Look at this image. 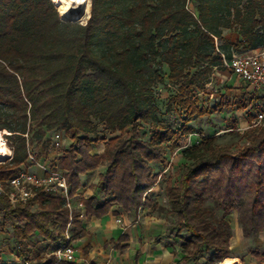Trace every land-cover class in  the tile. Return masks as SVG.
Here are the masks:
<instances>
[{
    "label": "trees",
    "instance_id": "obj_1",
    "mask_svg": "<svg viewBox=\"0 0 264 264\" xmlns=\"http://www.w3.org/2000/svg\"><path fill=\"white\" fill-rule=\"evenodd\" d=\"M91 3L89 19L80 23L63 20L55 0H0V131L7 132L14 151L9 162L0 163V182L28 159L37 122V138L62 129L72 139L60 165L73 197L81 175L107 161L99 184L108 199L94 212L106 213L118 204L137 215L143 206L154 205L150 191L162 177L155 166L166 161L168 148H178L184 136L198 132L188 122L207 112L190 94L204 91L215 66L226 68L223 54L231 58L235 51L264 47V0ZM225 30L236 31L238 39H226ZM167 79L179 85L173 101L187 106L179 130L160 117L155 92ZM251 92L256 114L264 102ZM97 122L112 137L99 136ZM145 127L151 129L149 139L141 134ZM254 127L238 150L218 146V136L203 133L200 142L183 150L192 164L178 185L171 180L166 185L177 235L189 234L182 243L183 262L219 264L231 255L226 216L235 209L241 211L246 235L264 229V127ZM101 142L104 152L92 154ZM206 199L223 209L217 226ZM0 213L12 225L17 246L25 244L18 248L22 256L28 255L25 242L36 232L62 241L70 215L63 198L41 190L24 204L0 192Z\"/></svg>",
    "mask_w": 264,
    "mask_h": 264
},
{
    "label": "rangeland",
    "instance_id": "obj_2",
    "mask_svg": "<svg viewBox=\"0 0 264 264\" xmlns=\"http://www.w3.org/2000/svg\"><path fill=\"white\" fill-rule=\"evenodd\" d=\"M91 4L90 0L89 9L83 17L79 18V20L74 19L70 21L86 23L91 15ZM224 37L236 41L238 39V34L234 30H225ZM167 71L168 69L165 67L166 74L168 73ZM246 85H244V82H242L232 70L221 66H215L204 91L200 93L194 91L190 94L193 96L194 100L196 99L197 106L200 109L204 108L207 112L204 115L196 113L193 119L188 122V125L194 127L198 132L184 136L178 148H168L166 161L163 164L155 166L156 171L162 174L160 179L161 188L158 190L161 198L168 197L166 193L167 182L171 180L173 184L178 185L181 174L188 165L192 164V160H188L184 157L183 150L200 142L201 133L208 136H218L217 145L232 150H238L249 140L252 129L255 128L252 124L255 119L256 109L253 107L255 99L253 98L252 92H250L251 87ZM178 89V84L170 83L167 79L165 84L157 86L155 92L157 102L160 106L161 119L175 130L181 129L185 123L184 119L187 116V106L173 101V97L178 92ZM257 96L259 98L261 97L260 99L264 102V90L259 91ZM244 105H246V107H243ZM97 126L99 136L112 137L104 124L97 122ZM40 127L41 126L37 122L33 123L32 133L34 137L31 138V149L37 152L43 150L44 156L40 157H44L45 159H50L52 153H56V155L60 157V155L65 152L66 147H69V143H71L72 139L62 129L49 132L48 136L43 139L37 138V134L35 133ZM256 127L261 128L264 127V125H258ZM55 131L59 134L57 139L61 142V146H54V137H56V135L50 140L51 135H53V133L55 134ZM6 133V131H0L3 142L11 150V154L7 158L0 157V159H2L0 163L9 162L13 157L14 151L5 138ZM142 133H145V139H149L151 136V129L145 127L141 130V134ZM204 205L214 210L215 219H213V225L217 226V219L223 216L222 207L214 199L204 200ZM170 207H172V205ZM37 208V204H33V209L35 210ZM169 209L170 208L167 206L160 205L161 212L169 214ZM240 215V209H235L226 216V220L230 223L232 229L230 254H239L241 264H264V229L256 235H246ZM172 216L173 218H177L174 214H172ZM183 235V240L185 237H189L186 231L183 232ZM30 242L35 246L34 257L42 264H45L47 256L41 253L45 250H50L53 244H47L46 241L42 242L39 237H34ZM30 242L25 243L29 244ZM23 245L25 246V244H22V246ZM37 248H40V250L38 251ZM19 252L20 250H18L17 242L13 236V227L4 220L0 213V263H8L12 258L20 256L21 254ZM253 253H258V255H254ZM12 254L15 256H12ZM8 255H10V257H8ZM190 263L193 264V261L191 260ZM221 263L222 261L219 264ZM237 263H239V260L235 264Z\"/></svg>",
    "mask_w": 264,
    "mask_h": 264
},
{
    "label": "crops",
    "instance_id": "obj_3",
    "mask_svg": "<svg viewBox=\"0 0 264 264\" xmlns=\"http://www.w3.org/2000/svg\"><path fill=\"white\" fill-rule=\"evenodd\" d=\"M251 91L253 90L250 89ZM105 147V143L101 142L93 147L92 154H102ZM43 153V150L39 152V158L45 164L50 162L60 164L61 158L65 155L64 152L58 157L59 155L52 153L50 159H45L40 157L44 156ZM107 165V161H102L97 169L81 175V186L74 196V201L82 199L85 204L84 215L81 216L82 211L77 208L75 212L77 222L70 228L77 261L87 260L93 264H178L185 255L181 249L183 239L177 235L178 218H173L169 212L171 209L169 197L159 196L160 181L150 191L154 205L143 206L137 215L126 212L118 204H114L109 212L100 214L94 212L108 199L99 184L100 175L106 171ZM34 169L43 174L38 166ZM89 198L94 199L93 203L87 202ZM160 205L170 208L169 214L161 212ZM37 237L41 238L42 242H44L43 238L47 239L40 233H37ZM62 241L47 242V244H53L54 248L51 247L50 250H45L41 254L46 256L47 252L55 249ZM37 250L39 251L40 248ZM12 256L15 255L12 254ZM227 257L237 259L239 260L237 264H241L239 254ZM19 258V256L12 260L8 258L9 262L3 264H19L21 263ZM190 261H182L181 264H191ZM37 264L42 263L37 260Z\"/></svg>",
    "mask_w": 264,
    "mask_h": 264
},
{
    "label": "built area",
    "instance_id": "obj_4",
    "mask_svg": "<svg viewBox=\"0 0 264 264\" xmlns=\"http://www.w3.org/2000/svg\"><path fill=\"white\" fill-rule=\"evenodd\" d=\"M223 59L224 66L232 70L253 91L264 90V47L246 52L235 51L231 58H227L223 54ZM258 125H264V108L255 114L252 126ZM58 137L59 134L54 137V146H61ZM37 166L41 168L43 174L34 169ZM66 175L67 171L60 166L59 162L42 163L39 152L34 151L30 146L28 159L19 167L18 172L6 183L0 182V192H6L14 204L29 202L34 199L38 190L54 197L63 198L70 211L68 226L64 234L65 238L55 249L46 253L47 260L45 263H48V259L53 258L48 264H93L87 260L77 261L76 248L72 243L70 228L76 216V209H81V216L84 215L85 204L82 199L74 201V197L70 194ZM33 204H37V200H34ZM32 236L37 237V233ZM32 236L26 242L33 240L34 237ZM43 241L53 243L54 240L43 238ZM17 248H22V246L19 245ZM26 248L28 255L19 256L20 262L37 264V259L34 257V244L30 242L27 245L26 243Z\"/></svg>",
    "mask_w": 264,
    "mask_h": 264
},
{
    "label": "bare ground",
    "instance_id": "obj_5",
    "mask_svg": "<svg viewBox=\"0 0 264 264\" xmlns=\"http://www.w3.org/2000/svg\"><path fill=\"white\" fill-rule=\"evenodd\" d=\"M59 13L64 19H78L83 17L90 6V0H56ZM11 154V150L3 142L0 134V157L5 158ZM238 260L232 257L225 258L221 264H235Z\"/></svg>",
    "mask_w": 264,
    "mask_h": 264
},
{
    "label": "water",
    "instance_id": "obj_6",
    "mask_svg": "<svg viewBox=\"0 0 264 264\" xmlns=\"http://www.w3.org/2000/svg\"><path fill=\"white\" fill-rule=\"evenodd\" d=\"M86 14V13H85ZM84 14V15H85ZM63 20H65V21H70V20H74V19H64V18H62Z\"/></svg>",
    "mask_w": 264,
    "mask_h": 264
}]
</instances>
